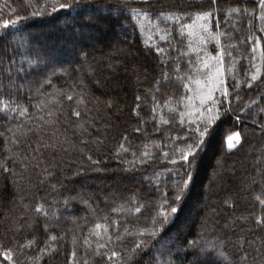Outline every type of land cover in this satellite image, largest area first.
<instances>
[{
  "label": "trees",
  "instance_id": "trees-1",
  "mask_svg": "<svg viewBox=\"0 0 264 264\" xmlns=\"http://www.w3.org/2000/svg\"><path fill=\"white\" fill-rule=\"evenodd\" d=\"M59 3L72 7L53 11ZM259 3L0 0V24L16 21L0 27V101L8 105L0 106V264H12L5 249L16 264H164L177 235L198 247L216 245L224 253L221 264H264V205L256 199H264ZM99 8L84 21L89 36L80 32L86 10ZM204 11L211 15L198 20ZM106 26L113 37L118 29L128 37L108 48L105 41L80 42L74 35L77 29L90 38ZM254 39L261 42L256 52ZM70 53L72 65H51ZM203 61L222 74L209 81ZM209 87L219 89L217 103L207 105L211 112L199 103ZM200 131L193 179L173 203L174 187L186 178L179 149ZM234 131L242 141L228 149ZM196 199L203 208L195 210ZM165 200L177 212L169 211L162 225L168 235L158 240L161 225L154 229L153 222ZM191 209L197 218L185 223ZM112 251L118 255L109 259Z\"/></svg>",
  "mask_w": 264,
  "mask_h": 264
},
{
  "label": "snow or ice",
  "instance_id": "snow-or-ice-1",
  "mask_svg": "<svg viewBox=\"0 0 264 264\" xmlns=\"http://www.w3.org/2000/svg\"><path fill=\"white\" fill-rule=\"evenodd\" d=\"M212 2L215 3V0H212ZM259 6L262 9H264V0H260ZM71 7H72V5L69 3H59V4H54L52 7V10L56 11L58 8L59 9H69ZM33 14L38 15L39 13L37 12V13H33ZM210 15H211V13L209 11H204L202 13L197 14V19L206 21ZM89 19H92V17H89ZM260 19L264 20V15H261ZM15 23H16L15 20H4V21H2V24H0V27L7 29L10 26L15 25ZM183 27L190 28L192 26L184 25ZM200 29L203 32L207 33L208 32L207 24H201ZM214 38L219 40L218 36L214 37ZM253 43L256 47H253L252 51L256 52L257 47H260V43H261L260 39H254ZM262 54H264V53H262ZM219 59L222 62L223 53L220 55ZM202 63H203L204 69L207 71V77H208L209 81L218 78L222 74V68H215V71H213V68L215 67L214 65H210L207 61H203ZM165 79H167V77H165ZM189 79H191V78H189ZM256 79H257V77L255 75H253L251 77V80H253V81ZM195 83L200 84V81L196 80ZM205 86H207V84H205ZM220 86L223 89L222 95L224 97H228L229 96L228 88L226 86H224L223 82H220ZM184 87L186 89H188L189 92L192 91L189 84H187V83L184 84ZM217 90H219V89H217L215 87H209L207 94L201 95V97H200V101H199L200 106L208 112H211L213 109L207 108V105L208 104L215 105L217 103V101L215 100V96H214V93ZM157 91H159L158 88H157ZM69 99H71V97H69ZM136 99L139 100L140 97L137 96ZM153 99L155 100V97H153ZM220 103L222 105L223 101H220ZM0 106H2L3 108L8 107V105L3 104L2 101H0ZM137 108H139V105H137ZM12 110L16 111V109H12ZM228 110H230V109H228ZM26 111L27 110L24 109L20 112V114L23 115L24 112H26ZM133 111L135 112V109H133ZM215 111L217 112V114H220L219 108H216ZM261 111L264 112V109H262ZM153 112H155V108H153ZM74 115L79 116L80 113L75 112ZM212 119H214V117L209 118L207 120V123L210 124L212 122ZM164 122L167 123L168 121H164ZM136 131L139 132L140 129L137 128ZM198 131H199V129H198ZM262 131H264V126H262ZM203 135H204V132L200 131V135L198 137L193 138L192 142L188 143L186 145V148L179 149V152H180L179 159L182 162L181 167L184 169V175L186 176V178L182 179L181 183L177 184L174 187V189H173V192H174L173 203L179 202L181 200V197L185 194L186 189L188 188L190 182L193 179L194 164H195V161L197 159L198 149L201 147V137H203ZM241 141H242L241 133L239 131L232 132L231 135L227 136V140H226L228 149L235 148L237 145H239L241 143ZM121 147H123V145H121ZM133 155H135V153H133ZM163 155L165 158H167L169 154L167 152H164ZM142 156H148V153L145 152L142 154ZM89 159H90V157H89ZM140 162L146 163V161L143 158H141ZM171 162L173 164L176 163L175 160H172ZM4 171H8V169L5 167ZM256 199L259 201V203L261 205H264V199H261L259 196H257ZM36 211L41 212L42 211L41 207L37 206ZM135 211L139 213L141 211V209L139 207H137L135 209ZM169 211L171 213H176L177 208L172 206V204H168L167 200H165L164 203L159 207L157 219H155L153 222V228L154 229H155L157 223H159L161 225V229H160V232L158 235V240H163L168 235L167 231L165 229H163L162 225L167 221ZM95 227L97 229H99L102 227V225L97 224ZM143 234L144 233H141V235H143ZM97 235H99V233H97ZM150 235H156V232L154 231L153 233H150ZM168 238L172 239V237H168ZM50 239L55 240L56 237L52 236V237H50ZM174 239L176 241V244L179 246L175 248L174 252L172 250H168L167 256L170 257V259L165 260L164 264H177V261H180V264H183V261L188 260V257L190 255L195 256L196 260H195V262L188 260V264H221V258H225L224 253L222 251H220L216 245H210L208 248H203V247H198L196 241L188 240L186 237L182 239L179 235H177ZM27 243L29 246H31L33 243H35V240L34 239L30 240ZM101 247H103V246H101ZM135 247L137 250H139L141 247V244H136ZM190 249H191V251H189ZM44 251H46V249ZM73 255H75V253H73ZM117 255H118L117 252L112 251L109 259L115 258ZM161 255L163 256L164 253L161 252ZM3 256L7 261L12 262V264H16L10 249H5V251L3 252ZM244 259L246 260L247 257H244ZM38 260H39V258L37 257V261Z\"/></svg>",
  "mask_w": 264,
  "mask_h": 264
},
{
  "label": "rangeland",
  "instance_id": "rangeland-1",
  "mask_svg": "<svg viewBox=\"0 0 264 264\" xmlns=\"http://www.w3.org/2000/svg\"><path fill=\"white\" fill-rule=\"evenodd\" d=\"M99 10H100V8L99 9H87L84 21L86 22L87 20H89V17H93L94 15H97ZM93 20H95V19H93ZM84 21H82V24L79 27L80 28V32H83V33H85L86 35L89 36L88 31H86L84 29V25H85ZM80 32L77 29L74 32L75 37L80 42H83V39H84V41H87L89 43L92 42L93 44H95V43L97 44L98 41L99 42L100 41H105V42L110 44L108 48H112V43L114 41H116V39L125 40V38L128 37V35H127L128 33H126L125 31H120V29L115 30V36L113 37L112 34H110V32H109V27L108 26H106L105 30L102 28L98 32H93V34L90 33L91 34L90 38H86V37L82 38V33L80 34ZM79 41L76 44H80ZM70 55H71V53H70ZM70 55L68 57H66V59H64V60L55 59L54 62H56V63H51V65L52 66H57V65H60V64H64L65 62H68V64L72 65L75 57H73V55H71V56ZM213 152H214V149H213V151L210 152V154L207 156V158H205V160L202 162V165L208 166V162L211 160ZM193 207L195 208V210H199V209L204 207V203H200V201L198 199H196V200H194ZM194 211L192 212V209H191V212H189L188 216H184L183 217V219L185 220V223L191 222V221H193V220H195L197 218V216H196ZM176 246L178 247L179 245H176Z\"/></svg>",
  "mask_w": 264,
  "mask_h": 264
},
{
  "label": "bare ground",
  "instance_id": "bare-ground-1",
  "mask_svg": "<svg viewBox=\"0 0 264 264\" xmlns=\"http://www.w3.org/2000/svg\"><path fill=\"white\" fill-rule=\"evenodd\" d=\"M72 22H74V21H77L76 19H73V20H71ZM84 21V20H83ZM90 21V20H89ZM91 22V21H90ZM84 24L86 25V23L84 22ZM213 146V142H212V144H211V147ZM213 151V150H212ZM210 152H211V149L209 150V152H207V155H206V157H204V158H207V156L210 154ZM203 174V173H202ZM201 178H202V175H201V177H200V180H201ZM199 180V181H200ZM198 183V182H197ZM194 195V193L192 194V196ZM191 196V197H192ZM191 199V198H190Z\"/></svg>",
  "mask_w": 264,
  "mask_h": 264
}]
</instances>
